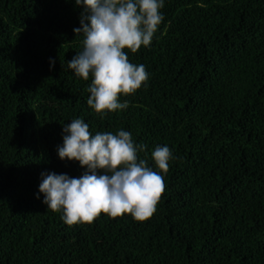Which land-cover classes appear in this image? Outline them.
Returning <instances> with one entry per match:
<instances>
[{
	"label": "trees",
	"instance_id": "obj_1",
	"mask_svg": "<svg viewBox=\"0 0 264 264\" xmlns=\"http://www.w3.org/2000/svg\"><path fill=\"white\" fill-rule=\"evenodd\" d=\"M162 12L148 47L124 49L147 81L101 117L91 77L66 64L82 8L0 0V264H264V0H165ZM75 118L92 134L129 131L155 171L151 152L169 147L149 218L69 226L42 203V172H84L56 151Z\"/></svg>",
	"mask_w": 264,
	"mask_h": 264
},
{
	"label": "clouds",
	"instance_id": "obj_2",
	"mask_svg": "<svg viewBox=\"0 0 264 264\" xmlns=\"http://www.w3.org/2000/svg\"><path fill=\"white\" fill-rule=\"evenodd\" d=\"M82 8L76 36H83L82 48L68 62L76 78L89 80L87 105L101 117L125 110L132 95L148 79L143 64L128 58L148 47L164 19L165 0H74ZM55 59L49 58V69ZM145 145L136 144L129 131L90 133L80 118L62 127L57 146L61 161L78 162L84 172L78 178L54 172L41 173L38 193L42 203L61 213L66 225L91 223L101 212L109 217L130 214L136 221L149 218L164 189L163 175L173 159L167 145L151 152L156 169L140 159ZM39 198V197H37Z\"/></svg>",
	"mask_w": 264,
	"mask_h": 264
}]
</instances>
